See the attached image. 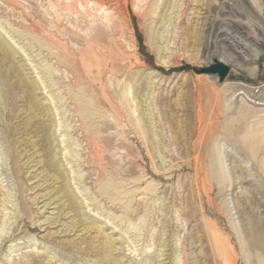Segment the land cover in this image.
I'll return each instance as SVG.
<instances>
[{
  "label": "rangeland",
  "instance_id": "obj_1",
  "mask_svg": "<svg viewBox=\"0 0 264 264\" xmlns=\"http://www.w3.org/2000/svg\"><path fill=\"white\" fill-rule=\"evenodd\" d=\"M249 18L264 0H0V264H264V110L232 96L263 95L264 42L194 72Z\"/></svg>",
  "mask_w": 264,
  "mask_h": 264
},
{
  "label": "bare ground",
  "instance_id": "obj_2",
  "mask_svg": "<svg viewBox=\"0 0 264 264\" xmlns=\"http://www.w3.org/2000/svg\"><path fill=\"white\" fill-rule=\"evenodd\" d=\"M235 14H237L238 16L242 15V14H240L238 12H235ZM248 25L250 26V28L252 30L249 29L247 26H245V24L243 25V24H239L237 22H232V21L231 22L222 23V24L218 25V29H217L218 32H216L214 34V36L215 37H219V38L222 37L223 43L226 44V46H230L233 49V53L231 52L232 54L227 55L226 57H223V55H222V57H220V59L218 61H220L222 63H224V60L226 62H233V61L234 62L235 61L238 62L239 58H241L243 61L247 62L249 60H252L254 57H257V56L262 54V52L260 51V44L258 43V41H256L255 36H257L259 38L260 42H264V22L261 19H257V18L250 19L249 18L248 19ZM233 54H236V56H234ZM209 77H216V76H209ZM223 82H220V83H223ZM252 91L253 90H251V89H249L247 87H244L243 85H238V86L233 87L232 96L235 97V99L238 98V97H241L242 100L252 99L254 101L253 104L255 106L261 107L264 110V92H262L263 93L262 96H258L256 98H253ZM89 135H90V133H89ZM84 141L87 142L86 144L88 146V150L91 149V147H90L91 146V141H88V140H85V139H84ZM96 141H97V139H96ZM91 151H93V150H91ZM91 154H93V153H91ZM93 155L98 157V159L100 160V158L102 156V153H101V151L96 149V152ZM88 156H90V155H88ZM90 157L92 158V155ZM113 243H116V240Z\"/></svg>",
  "mask_w": 264,
  "mask_h": 264
},
{
  "label": "water",
  "instance_id": "obj_3",
  "mask_svg": "<svg viewBox=\"0 0 264 264\" xmlns=\"http://www.w3.org/2000/svg\"><path fill=\"white\" fill-rule=\"evenodd\" d=\"M229 67L218 60H214L209 67L196 69L195 74L208 76H216L220 82H223L229 74Z\"/></svg>",
  "mask_w": 264,
  "mask_h": 264
}]
</instances>
